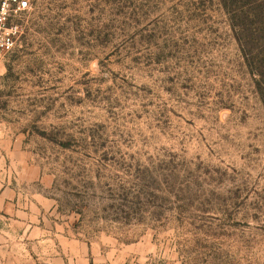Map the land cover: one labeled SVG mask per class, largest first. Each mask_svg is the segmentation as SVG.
<instances>
[{"label":"rangeland","instance_id":"1","mask_svg":"<svg viewBox=\"0 0 264 264\" xmlns=\"http://www.w3.org/2000/svg\"><path fill=\"white\" fill-rule=\"evenodd\" d=\"M28 1L0 264H264V105L225 0Z\"/></svg>","mask_w":264,"mask_h":264},{"label":"trees","instance_id":"2","mask_svg":"<svg viewBox=\"0 0 264 264\" xmlns=\"http://www.w3.org/2000/svg\"><path fill=\"white\" fill-rule=\"evenodd\" d=\"M231 27L264 105V0H225Z\"/></svg>","mask_w":264,"mask_h":264},{"label":"built area","instance_id":"3","mask_svg":"<svg viewBox=\"0 0 264 264\" xmlns=\"http://www.w3.org/2000/svg\"><path fill=\"white\" fill-rule=\"evenodd\" d=\"M27 7L22 5V0H0V12L3 13L0 19V58L12 53L17 47L21 38V21L30 10L29 1ZM6 5V6H5ZM11 32L6 34V30ZM11 43V47H9Z\"/></svg>","mask_w":264,"mask_h":264},{"label":"clouds","instance_id":"4","mask_svg":"<svg viewBox=\"0 0 264 264\" xmlns=\"http://www.w3.org/2000/svg\"><path fill=\"white\" fill-rule=\"evenodd\" d=\"M22 5H23L24 7H27V2H26V0H22ZM5 6H6V5H5ZM2 16H3V13L0 12V19H2ZM11 31H12L11 29L6 30V34H7L8 32H11ZM8 46L11 47V43H9ZM0 70H2V69H0Z\"/></svg>","mask_w":264,"mask_h":264}]
</instances>
